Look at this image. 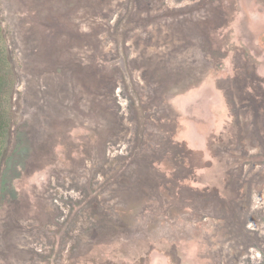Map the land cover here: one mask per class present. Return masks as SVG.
I'll return each mask as SVG.
<instances>
[{
  "label": "rangeland",
  "instance_id": "rangeland-1",
  "mask_svg": "<svg viewBox=\"0 0 264 264\" xmlns=\"http://www.w3.org/2000/svg\"><path fill=\"white\" fill-rule=\"evenodd\" d=\"M0 48V264H264V0H0Z\"/></svg>",
  "mask_w": 264,
  "mask_h": 264
},
{
  "label": "trees",
  "instance_id": "trees-1",
  "mask_svg": "<svg viewBox=\"0 0 264 264\" xmlns=\"http://www.w3.org/2000/svg\"><path fill=\"white\" fill-rule=\"evenodd\" d=\"M6 80H7V76H6V71H5L3 57H2L1 48H0V96L2 94V90L5 87ZM2 121H3V115L0 114V128H1V125L3 124L1 123Z\"/></svg>",
  "mask_w": 264,
  "mask_h": 264
},
{
  "label": "flooded vegetation",
  "instance_id": "flooded-vegetation-1",
  "mask_svg": "<svg viewBox=\"0 0 264 264\" xmlns=\"http://www.w3.org/2000/svg\"><path fill=\"white\" fill-rule=\"evenodd\" d=\"M141 258H143V257H141ZM109 264V263H108ZM114 264V263H113ZM139 264H140V262H139Z\"/></svg>",
  "mask_w": 264,
  "mask_h": 264
}]
</instances>
